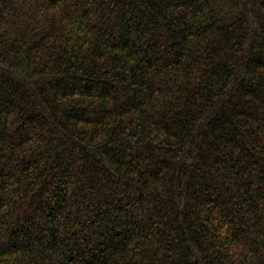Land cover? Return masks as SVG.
I'll use <instances>...</instances> for the list:
<instances>
[{
  "label": "trees",
  "instance_id": "trees-1",
  "mask_svg": "<svg viewBox=\"0 0 264 264\" xmlns=\"http://www.w3.org/2000/svg\"><path fill=\"white\" fill-rule=\"evenodd\" d=\"M0 264H264V0H0Z\"/></svg>",
  "mask_w": 264,
  "mask_h": 264
}]
</instances>
